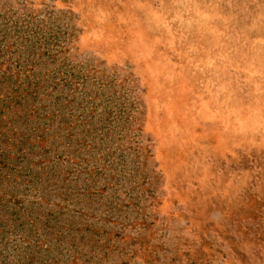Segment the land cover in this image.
Returning <instances> with one entry per match:
<instances>
[{
  "label": "rangeland",
  "instance_id": "rangeland-1",
  "mask_svg": "<svg viewBox=\"0 0 264 264\" xmlns=\"http://www.w3.org/2000/svg\"><path fill=\"white\" fill-rule=\"evenodd\" d=\"M0 264H264V0H0Z\"/></svg>",
  "mask_w": 264,
  "mask_h": 264
}]
</instances>
